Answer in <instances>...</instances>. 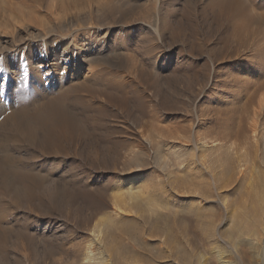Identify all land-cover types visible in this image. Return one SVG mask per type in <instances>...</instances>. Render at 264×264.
Segmentation results:
<instances>
[{
  "label": "rangeland",
  "instance_id": "rangeland-1",
  "mask_svg": "<svg viewBox=\"0 0 264 264\" xmlns=\"http://www.w3.org/2000/svg\"><path fill=\"white\" fill-rule=\"evenodd\" d=\"M2 1L1 21L11 6H22L30 16L20 30L35 33L48 26L59 32L61 22L81 24L77 13H90V23L103 27L84 34L106 36L90 66H106V76L89 74L85 64L75 78L59 81L62 89L54 88L59 71L49 79L30 64L48 52L60 54L52 44L57 37L49 46L0 53V264H99L105 257L110 264H196L187 243L206 239L205 221L219 227L227 214L217 202L203 221L186 213L188 196L178 178L189 152L208 160V181L212 172L223 178L228 165L246 159L250 176H229L232 205L253 202L254 184H264V13H254L259 21L238 31L209 0ZM117 71L122 77L112 74ZM152 196L163 206L159 214L143 221L123 211ZM110 217H135L139 225L133 233V224L123 228L128 235L113 229L114 248L125 249L117 245V254L103 241Z\"/></svg>",
  "mask_w": 264,
  "mask_h": 264
},
{
  "label": "bare ground",
  "instance_id": "bare-ground-1",
  "mask_svg": "<svg viewBox=\"0 0 264 264\" xmlns=\"http://www.w3.org/2000/svg\"><path fill=\"white\" fill-rule=\"evenodd\" d=\"M0 1H2V0H0ZM1 6L2 5H0V13H3L1 11V8H2ZM207 6L210 8L213 7L211 10L215 9L216 13H220L222 16H224L227 19L229 26L232 29H236L238 31H244L249 27V25L251 23L259 21V19L256 17V15L254 13H264V0H209L207 3ZM28 12L29 11L22 6L16 5L15 8H13V6H11L9 15L7 16V13L4 14L7 16V18H6V16L3 17L6 20L4 19L5 21H1V19H0V53L3 54L6 51L8 52L9 50H12L11 52H13V50L17 49V47H19V46L20 47L23 46V48H24V46L25 47L28 46L24 49L30 50V48L33 47L32 45L37 44L38 42H45L49 46L50 39L53 37H57L58 39H54L53 40L54 42H52V44L54 45L55 48H58V49L61 48L62 52L60 54L57 52V50H54L51 53L48 52L45 56H43L38 61L32 60L31 64H30V66H34V69L36 70L37 74H39L40 72L43 73L44 71H47L46 75H48L47 77L49 79H50V76L52 75L50 73L51 71H59V72H57V73H59V76H60L59 79L58 78L52 79V84H53L54 88L60 87V89H62L61 83H59V81L60 80L64 81L68 77V75L71 76V77L69 76L71 79L75 78L79 74L78 69L82 65H85V64L90 67L88 69L89 74L96 76L97 74H99L101 72V73L105 74V76H106V73L104 72L106 66H105V68L103 67L104 65L102 67L90 66L91 64L95 63L96 61L98 62L99 59L97 60L96 57L94 58L93 56H97L94 54H100V56H101V51H103V48H105L104 46L106 43V36L101 37L100 34L94 36V38H91L90 36L89 37L86 36V34L88 35L89 32L96 34L95 33L96 30L102 29V27H103V25L97 26V25H93V23L92 24L90 23L91 22L90 21V13H77V17L75 19H77V22H79L81 24H76V20H74L73 18H68L64 22H61L57 26L60 29L59 32L58 31L55 32L54 27L50 28L48 26L47 28H45V30L48 33H45L46 31L45 32L43 31L44 33L42 31L35 33V32L30 31L29 29H27L28 25L26 23V18H28V16H30V14H28ZM61 14L63 15V17H66V15L69 13H61ZM239 19H240V22H239ZM24 27H27V28H25L27 30H24V31L20 30ZM16 30H17V32H15ZM64 31L66 33H64ZM24 33H25V35H24ZM54 33H58L59 36L53 35ZM84 33H86V34H84ZM6 34L11 35V37L14 39L5 40L4 37L6 36ZM87 45H89V47ZM91 48L96 49L97 51L95 53H91L89 51ZM83 53H86V54L83 55ZM51 54L53 55V57H51ZM107 61H104V62H107ZM107 66H110V65H107ZM109 71H110V68L108 70V73H109ZM118 71H120V70H118ZM118 71L115 73H112V74H114L116 77H119L120 73H118ZM60 73H63V74H60ZM115 76H113V77L115 78ZM120 77H122V76H120ZM110 78H112V77L110 76ZM97 79H98V77H97ZM254 132H256V131H254ZM224 151H225V149L223 150V152ZM230 151H231V149H230ZM227 152H229V151H227ZM212 153L210 156H212ZM225 153H226V151H225ZM225 153H223V154L225 155ZM219 154H220V152H219ZM246 154H248V153H246ZM226 155H227L226 159H225V156L223 157L224 158L223 161L225 163H226V161L230 160L229 159L230 156L228 157V153ZM233 156H235V155H233ZM240 159L237 160V164H235V167L228 165V167L226 169L227 170L226 173L223 174V178H219V176L221 177L222 174L212 175V173L215 174L216 171H214L215 173L212 172L211 175L209 176L210 181H208V178L206 177L207 173H205L208 171V168H209V166H208L209 162L206 158H203V157L202 158H194L191 156V152H189V158L187 157L185 166L182 167V169L184 170L183 175L180 176L182 178H178V179H182V180H180V181H182L181 183H184L183 184L184 187H182V188H184V193L186 194V197L188 196L187 206L185 207L186 213L195 215V219L198 218L199 220H202L205 217V213L207 214L206 211L213 208L214 203L217 202V203H221L222 207L224 208V212L227 214V219H225V222L222 223L219 227L214 226L215 224L211 225L213 223L208 224V222H210V220L208 219L209 217L206 218V219H208V221H205L207 224H205V226L203 227V230L205 231V235H206V236L205 235L204 236L206 237V239L204 237H202L204 239L200 240V239H197V237H196V240L198 242H197V244H195V242H194V245H193V241L192 242L185 241L186 243L188 242L186 245L188 247H187V249L185 247V250H186V252L188 251V253L189 252L194 253L193 255L195 256L196 264H264V184L262 183L263 185L261 186V188L259 186L260 189L259 188L257 189L256 187H258V186H255V184H254L253 192L256 190V193L254 192L256 194V196L255 197L253 196L254 197L253 202H251V200H250V202H247L246 199L244 198L245 201H244V199L243 200L241 199L242 204L240 203V200H239L238 201L239 205H234V204L232 205L231 199L229 197L230 195L227 194V192L230 191V190H227V188L229 186V183H228L230 180L229 176L232 172L235 171L234 175L237 176L238 181H240V179L242 178L243 175L244 176L241 179V181L244 179V177L245 178L247 177L246 175L250 176V174H251L249 172L251 167H250V169L248 168L250 166V164L247 163L248 164L247 165L246 162H244V160H246L245 158H244V160H243V158H240ZM216 160L218 161V159H216ZM216 160H214V162ZM231 160H233V159H231ZM219 162H220V160H219ZM225 166L226 165H224V167ZM224 167H221V168H224ZM216 168L218 169L219 166L218 167L216 166ZM221 168H219V169H221ZM180 169H179V171H180ZM218 170H217V172L219 173ZM220 171H222V170H220ZM223 171H224V169H223ZM224 177L226 178L225 180H224ZM131 179H128L127 181L129 182ZM178 179L176 178L173 181L175 183L174 184L175 189L173 187L174 190H177V188H178L177 186L180 182ZM261 180H263V179H261ZM262 182H264V180ZM146 185L144 184L143 186H146ZM157 192L158 191H156V192L154 191V194ZM142 193H139V195ZM131 194H133V193H131ZM155 196L154 197L152 196L148 199L142 198L143 200L145 199L144 201L142 199H141L142 201H139V199H137V202L139 201L138 203L135 202L134 205L132 203V206L128 207L127 209H125L123 211L127 215L130 214V216L132 214H134L137 219H138V216H140V218L143 216L142 217L143 221H144V215H146V216L149 215V217H150V215L159 214V212H161L160 210L163 209V206L160 205L159 202H157L158 196H157V198H155ZM137 197H133V199L136 200ZM141 197H143V195ZM240 198H242V197H240ZM246 198H248V200H249V196ZM130 201H132V200H130ZM118 209L116 211H118ZM127 215H125V216H127ZM135 217L133 219H135ZM110 218H112V217H110ZM156 218H158V217H156ZM113 219L114 218H112L110 220L105 219V221H108V224H107V228L104 227L107 230L104 229L106 233H105V239L103 241H105V244L108 246L106 248H109L110 250L112 249V251L114 250V253L116 251L115 254H117L120 251L118 249V246L121 244L116 243V246L118 245L117 249H116V246L114 248V246H113V240L114 239L112 237L113 229H120V230H121V228L127 229L128 225L131 226L133 224L134 226H132V227H133V229H135V230H132V233H133V231H136V227H138L139 225H137L136 222L133 223L132 222L133 219H130V220L126 219V221H125L121 218L122 221H120V222L114 221ZM148 219H150V218H148ZM153 219H154V216H153ZM140 220H142V219H140ZM157 220H155V222ZM104 223H106V222H104ZM151 223H154V222H151ZM156 223H158V222H156ZM151 226H152V224H151ZM222 227L224 229H223V231H221L222 233H219V231ZM154 228H155V230L159 229L157 227H153L151 229L154 231ZM123 230H121V231H123ZM157 230H156V232H157ZM124 231H125L126 235L131 233L130 232L131 230H129V233H127L126 230H124ZM160 231H162V228L160 229ZM156 232H155V234H156ZM113 233H117V231L113 232ZM160 233H165V232H160ZM186 233H188V232L186 231ZM168 236L172 237V238H168L167 242L170 243L171 239L173 240L174 236H172V234L171 235L169 234ZM163 237L165 238V234ZM199 237H200V235H199ZM162 243H166V240L164 239V242H162ZM122 246L123 245H121L120 248H123ZM169 246H170V244H169ZM176 247H179L178 243H177ZM176 247H174V248H176ZM106 248L104 247V249H106ZM104 249H102V250H104ZM109 249H108V251H109ZM198 249H199V252H197ZM124 250H123V252H124ZM171 250H172V248H171ZM178 250H179V248H178ZM112 251H110L111 254H114V253H112ZM103 252H105V250ZM120 252H122V250ZM125 252H127V251H125ZM89 253L91 254V252H89ZM176 253L181 254L182 253L181 249ZM131 255H133V253ZM109 256H111V255L109 254ZM177 256L179 257V255H176V257ZM89 257H91V255ZM128 257H129V255H128ZM181 257H182V255H181ZM173 258H175V256ZM186 258H187V256H186ZM89 259L91 261H93L91 258H89ZM97 259L99 260V258H97ZM157 259H159V258H157ZM84 260H83V262H84ZM105 260L106 261L101 262L99 264H110L111 260L109 261L108 258H106V257H105ZM87 261H88V259H87ZM114 261H115V263H119L116 260H113V262ZM130 261L131 260H129L128 262H130ZM93 262H98V261H93ZM128 262H125V264H131ZM87 263H90V261H88ZM183 263H184V261H183ZM193 263H194V261L193 262L191 261L190 264H193ZM81 264H82V262H81ZM94 264H96V263H94Z\"/></svg>",
  "mask_w": 264,
  "mask_h": 264
}]
</instances>
